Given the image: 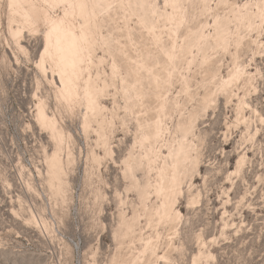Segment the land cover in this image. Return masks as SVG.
<instances>
[{
	"label": "rangeland",
	"instance_id": "rangeland-1",
	"mask_svg": "<svg viewBox=\"0 0 264 264\" xmlns=\"http://www.w3.org/2000/svg\"><path fill=\"white\" fill-rule=\"evenodd\" d=\"M32 1L52 17L69 8ZM147 1L157 18L146 0H108L83 26L67 15L84 33L68 96L55 57L36 61L43 18H26L24 1L0 0V264H264V21L239 20L228 4L255 10L257 0H181L178 27L164 18L171 5ZM215 16L229 17L222 46L212 40ZM234 69L238 80L221 86ZM39 101L61 132L55 174L54 140L35 119ZM190 115L192 178L177 196L180 218L150 221L162 161L148 173L137 165L143 132L164 123L157 148L167 154ZM148 236L153 254L143 253Z\"/></svg>",
	"mask_w": 264,
	"mask_h": 264
},
{
	"label": "bare ground",
	"instance_id": "bare-ground-1",
	"mask_svg": "<svg viewBox=\"0 0 264 264\" xmlns=\"http://www.w3.org/2000/svg\"><path fill=\"white\" fill-rule=\"evenodd\" d=\"M23 1L28 4V8L24 10L26 18H30L32 20L33 17H41L46 23V29L43 32L42 38V49L39 52V58L36 60L37 64L39 66H42L44 63V57L46 55L52 57L53 55V57H55L56 59L55 65L57 68L53 75L57 77V87L64 95H75L76 91L74 90V78L77 77L81 72V63L83 61V46L81 44V37L84 33L83 31L81 32V34L76 33L74 31L75 27L72 25V23L66 21L65 19L67 15L76 13L81 19L80 26H83L87 23V18L90 15L95 14L103 6V4H106L108 0H44L49 4H52L51 2H57L65 3L69 6V8L63 9V16L60 17L49 16L44 8L37 6L32 0H13V3L19 5ZM202 1L205 2L206 0ZM222 1H224V3L222 4H225V0ZM218 2L220 3V0H218ZM134 3L143 7L144 0H134ZM145 3L147 5V9L151 8L149 9L150 12H153L155 14V17L157 18L158 14L154 4L148 2L147 0ZM162 3H164V5H171L170 12L166 14V17L164 18H166L168 22L178 27L182 22L183 9L181 8V0H162ZM228 4L230 6V10L235 12V15L238 16L237 18L239 20L244 19L248 15H250L254 16L255 18L258 17L261 22L264 21V0H257L253 4V8H255V10H251L252 8L250 7L248 8V4L246 3L242 4L241 6L235 4L234 2H228ZM206 6L207 9H211L210 5ZM228 20V16H224L222 18H219L218 16L214 17L212 26H214L215 28V34L213 35L212 40H214L218 45L222 46L224 44L225 37L223 31ZM250 24L251 21H249V25ZM204 37L205 34L203 32H200L193 41L194 45H196L197 47L200 46L203 42ZM176 46V42L175 40H173L172 44L170 45L171 49L165 50V53L169 56L170 59L175 54L174 49H176ZM182 47L183 46L181 45L177 49L181 50ZM240 74L241 73L238 70H231L228 74V77L221 80V86L228 87V85L232 84L233 81L236 82L240 77ZM86 82L87 80L85 81V83ZM90 92L91 91H88L86 89L85 85L83 95L85 97L87 105L94 104V97L90 96ZM164 104L162 103L161 105ZM36 109V121L47 130L48 136L54 140V151L50 158V166L52 173L55 174L60 168L56 158L58 155L57 152L59 150V146L61 144V132L59 131L56 122L45 110L42 101H39L36 104ZM192 123L193 117L191 115L185 119L183 124L180 123L179 126H181L180 130L182 131L181 138L175 140L174 144L167 146V154H163L160 147L157 148L158 142L163 138L164 132L166 131V128L163 125L164 123L162 124L160 121L154 122L153 124H151L152 127L149 131H147L146 133L143 132L141 141L147 142V146L145 148L144 154L140 156V162L137 163V165L142 163L144 170L148 173L151 170V167L156 164L157 159H161L162 161L161 167L157 170L158 182L154 185V192L157 194V196L161 197V200L158 205L149 209V220L152 217H157V221L164 220V222L166 221L168 223H173L180 218V213L175 208L177 196L182 192V185L184 183V180L187 179V181L190 182L192 178L191 175L189 177L187 176V171H189L188 163L191 160L190 151L192 147L187 143L186 140V135L192 129ZM140 187L141 186H139V193L140 195H144V189H140ZM146 208L147 205L143 204V209ZM146 252H150L152 254L155 253L153 238L150 236H148L143 243V253L145 254Z\"/></svg>",
	"mask_w": 264,
	"mask_h": 264
}]
</instances>
